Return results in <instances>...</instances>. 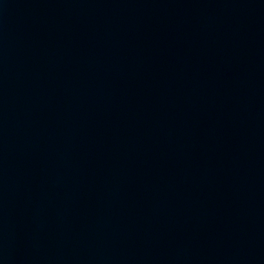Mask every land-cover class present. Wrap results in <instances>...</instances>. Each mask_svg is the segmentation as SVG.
<instances>
[{
	"label": "water",
	"instance_id": "1",
	"mask_svg": "<svg viewBox=\"0 0 264 264\" xmlns=\"http://www.w3.org/2000/svg\"><path fill=\"white\" fill-rule=\"evenodd\" d=\"M0 264H264V0H0Z\"/></svg>",
	"mask_w": 264,
	"mask_h": 264
}]
</instances>
